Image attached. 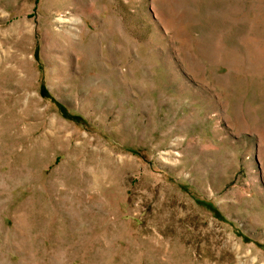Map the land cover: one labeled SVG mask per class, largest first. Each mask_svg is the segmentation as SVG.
Wrapping results in <instances>:
<instances>
[{
  "label": "rangeland",
  "instance_id": "rangeland-1",
  "mask_svg": "<svg viewBox=\"0 0 264 264\" xmlns=\"http://www.w3.org/2000/svg\"><path fill=\"white\" fill-rule=\"evenodd\" d=\"M0 264H264V0H0Z\"/></svg>",
  "mask_w": 264,
  "mask_h": 264
}]
</instances>
